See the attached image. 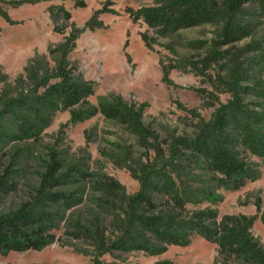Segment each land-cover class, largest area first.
Instances as JSON below:
<instances>
[{
    "label": "trees",
    "instance_id": "trees-1",
    "mask_svg": "<svg viewBox=\"0 0 264 264\" xmlns=\"http://www.w3.org/2000/svg\"><path fill=\"white\" fill-rule=\"evenodd\" d=\"M51 1L0 0V18L14 25L5 7ZM61 1L72 2L75 9L86 8L85 0ZM152 1V6L124 11L133 23L142 21L160 37L202 25L219 26L218 39L210 45L187 44L206 51L190 70L210 84V92L201 90L214 109L210 118L190 110L197 119L193 133H168L161 140L143 123L147 104H128L117 96L99 99L96 105L89 102L95 84L77 73L69 55L85 30L105 28L99 16L117 14L106 4L82 30L73 29L51 52L58 56L52 68L34 63L9 87L2 86L5 77L0 72V206L9 195L24 190L17 208L0 211V255L40 252L60 244L90 257L93 264H103L105 256L116 254L161 256L170 247H188L197 236L216 245L225 261L264 264V246L252 234L258 219L264 225L263 215L219 217L210 207L187 208L204 201L216 204L220 202L217 191H239L260 177L252 158L264 164V36L257 37L258 25L264 21V0ZM249 6L255 10L252 14ZM49 13L55 22L71 18L61 6L50 7ZM54 31L62 33L58 28ZM141 38L149 48L146 35ZM247 38L250 42L243 46L220 50ZM214 66L218 70L212 74ZM175 68L161 66L162 83L174 86L169 73ZM221 95L228 96L225 103L220 102ZM62 112H69L73 125L100 115L135 139L147 155L145 160H134L128 148L119 144L104 155L138 182L136 193L128 194L113 177L70 159L57 145L38 153L34 145H40L43 132ZM32 162L39 170L29 168ZM255 206L259 213V200Z\"/></svg>",
    "mask_w": 264,
    "mask_h": 264
},
{
    "label": "rangeland",
    "instance_id": "rangeland-1",
    "mask_svg": "<svg viewBox=\"0 0 264 264\" xmlns=\"http://www.w3.org/2000/svg\"><path fill=\"white\" fill-rule=\"evenodd\" d=\"M17 1V0H6ZM221 2L222 0H217ZM86 8L75 9L69 1L53 0L36 5H24L19 8L5 7L10 19L16 24L10 25L0 18V72L5 77L2 86H12L14 81L24 75V68L34 63L54 66L57 54L51 53L63 42L73 29L82 30L84 24L94 12L106 4L116 15L99 16L104 29L90 32L85 30L76 42V48L69 55V60L84 79L95 84L94 96L89 99L93 105L99 99L120 97L128 104L136 106L147 104L143 123L156 132L161 140L168 133L191 135L197 119L189 112L193 110L200 118L208 120L213 107L208 105L209 99L201 90L211 91L208 80L195 76L190 65L206 55L205 49H190L187 44L203 41L210 45L218 39L220 31L216 25L179 30L168 37H160L149 29L142 21L133 23L125 13L126 8L133 10L152 6V0H85ZM63 7L70 13V20L59 18L56 22L50 17L49 8ZM250 14L255 12L248 7ZM248 19H254L249 16ZM62 30V33L54 29ZM146 35L150 47L147 48L141 36ZM264 36V21H260L257 37ZM250 42L247 38L233 45H222V51L231 46L240 47ZM162 65L176 66L169 73L174 86L162 83ZM218 70L212 68V74ZM227 95L219 97L225 103ZM69 112L58 113L51 126L41 137L40 145H34L38 153L45 152L46 146L57 145L66 152L70 159L80 160L94 172L107 174L119 181L128 194L139 190L137 181L130 177L128 171L120 169L104 154L111 152L114 144L123 145L131 152L134 160H145L146 153L135 142L123 127L113 121L96 117L81 123L70 124ZM103 152V153H100ZM148 156L152 157L149 152ZM258 166L260 177L247 183L239 191L219 190L216 192L220 202L207 201L198 206L189 205V210L210 207L218 212V216L239 215L264 216V164L260 159L252 158ZM31 170H39L36 163L28 164ZM35 183V176H31ZM24 197V190L5 198L0 211L15 209ZM260 201L261 211L258 213L255 203ZM252 234L264 246V225L258 219L253 226ZM172 264H236L225 261L218 253L216 245L209 244L194 236L188 247H170L168 251L157 257L143 253L116 254L105 256L103 264H155L157 262ZM0 264H93L90 257L75 254L72 249L54 244L40 252H11L7 256L0 255Z\"/></svg>",
    "mask_w": 264,
    "mask_h": 264
}]
</instances>
